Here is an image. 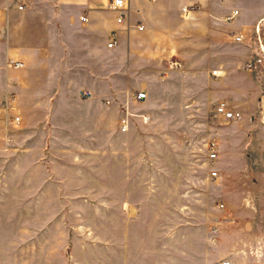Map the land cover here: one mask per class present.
<instances>
[{
    "label": "rangeland",
    "instance_id": "obj_1",
    "mask_svg": "<svg viewBox=\"0 0 264 264\" xmlns=\"http://www.w3.org/2000/svg\"><path fill=\"white\" fill-rule=\"evenodd\" d=\"M25 2H40L51 11L41 16L49 26L40 32L49 44V64L73 75L59 78L50 94L71 104H51L42 113L28 104L27 122L18 108L1 104L0 264L229 260L236 242L229 229L241 223L240 214L231 215L232 207L239 202L243 178L223 170L222 154L210 165L206 146L211 139L220 142L223 130L245 131L252 137V159L261 163L264 64L252 73L237 66L264 47V0L238 1L244 11L249 8L244 14L234 7L239 15L232 24L240 18L247 23L243 43L234 40L242 31L231 23L216 29L205 14L186 19L180 11L156 10L148 35L121 37L113 49L91 20L70 23L59 0ZM74 16L88 13L76 9ZM227 56L233 59L232 81L227 79L233 100L249 98L253 104L240 111L236 124L214 112L224 102L226 75L215 77L213 71H222L219 64ZM173 60L181 66L173 67ZM253 81L257 94L250 92ZM83 89L94 97L83 98ZM138 91L147 93L143 102L134 98ZM127 113L130 128L122 132ZM16 116L19 127L11 124ZM211 228L220 229L215 243L208 241Z\"/></svg>",
    "mask_w": 264,
    "mask_h": 264
},
{
    "label": "crops",
    "instance_id": "obj_2",
    "mask_svg": "<svg viewBox=\"0 0 264 264\" xmlns=\"http://www.w3.org/2000/svg\"><path fill=\"white\" fill-rule=\"evenodd\" d=\"M238 1L240 0H128V13L122 24L117 22V14L108 9L110 0H74L73 7L67 3L68 0H59V4L63 12L70 13L68 15L70 23H77L78 19L81 21V17L78 16L79 18L76 20L74 16L76 9L86 11L88 13L87 22L81 21L82 23H89L91 20L94 24V31L107 34L109 40L112 33L115 32L119 43L121 37L133 40L139 36L148 35L151 22L154 20L152 14L156 10L162 14L180 11L181 17L186 18L182 10L190 5H197L199 9L188 18L205 14L214 21L216 29L220 24L231 23L233 29L245 33L247 23L244 18L236 20L235 25L232 23L237 17L232 21L228 20L235 11L234 7L239 8L242 14L249 11V8L246 11L240 8L237 5ZM217 3H221V6ZM21 4L26 5L23 11L18 10ZM43 13L51 15V11L47 12L40 2L30 5L25 0H0V99L15 97L14 104H16V109L18 108L24 122L32 117L31 113L26 110L28 104H34L37 113H42L47 107L51 109V104H55V107L58 106L57 104H71L66 99L59 102L50 94V90L57 87L59 78L70 77L73 72L51 68L49 64L51 59L47 57L46 50V46L49 44L40 34L49 26L47 20L41 18ZM139 26H143L144 29L139 30ZM11 58L24 62L25 67L16 69L9 66L8 62ZM223 59V62L219 64L222 70L219 78L224 73L226 80L223 81L225 89L220 98L229 105L231 110L247 112L253 106L250 104V99L248 98L246 101L233 100L231 89L228 88V80L232 81L230 74L232 67L229 64L233 60L232 56ZM247 59L238 64L237 70L247 72L243 70V64ZM256 86L253 81V89H251L253 91H250L252 94H257L259 89H256ZM0 123L3 122L0 121ZM227 123L236 124L239 122ZM219 137L220 142H217L219 158L221 154L227 158L223 170L234 175L241 173L243 178L239 202L235 205L236 208L232 207L231 213L237 218H239L237 215L240 214L241 218L238 221L241 223L236 227L231 226L229 229L232 240H236V242L233 241L231 244L229 252L231 258L223 261H230L231 264H250V262L260 264L264 262V148H261L257 154L258 157H261L260 163V161L256 162L252 159L249 150L252 137L248 132L243 131L239 134L237 131L223 130L219 133ZM221 139H224L223 144ZM237 165H240V168ZM226 218L229 219L231 216L227 215ZM219 232L218 228L215 232L213 228L209 229L208 241L215 243L220 235ZM238 241L241 243L238 244Z\"/></svg>",
    "mask_w": 264,
    "mask_h": 264
},
{
    "label": "built area",
    "instance_id": "obj_3",
    "mask_svg": "<svg viewBox=\"0 0 264 264\" xmlns=\"http://www.w3.org/2000/svg\"><path fill=\"white\" fill-rule=\"evenodd\" d=\"M152 1H155V0H152ZM128 7H129L128 0H110V2L108 4V9L117 14V22L119 24H122L125 21V19L127 17V13H128ZM25 8H26V5L21 4L18 7V10L23 11V10H25ZM198 9H199V7L197 5H190V6L183 8L182 12H183L184 17L188 18V17H190V15L192 13H194ZM238 15H239V11L235 10L232 13V15L229 16L228 20L232 21ZM81 21L87 22V17L86 16L81 17ZM138 29L143 30L144 27L139 26ZM234 40L237 43H243L245 40V34L241 33L239 35H235ZM117 44H118L117 35L115 32H113L111 35V38L108 42V47L113 49L117 46ZM259 64H264V47L263 46L260 47V54H258L254 59L250 58L244 62L243 70L252 73L258 69ZM9 65L13 68H16V69H21V68L25 67L24 62H21L19 60L12 59V58L9 60ZM171 65L173 67L174 66L175 67L181 66L178 61H174V60L171 62ZM213 75L215 77H219L220 71L219 70L213 71ZM80 95L83 98H93V96H94L90 90H83V91H81ZM134 98L137 102H143L147 98V94L145 92H137L134 94ZM14 103H15V100L10 98L5 103L0 102V108L3 107V105L1 106V104H8L10 110H15L16 106L13 105ZM110 103H111L110 101L107 102V104H110ZM214 112H215L216 116L222 117L226 122H238L242 119V113L238 112V111L231 110L229 108V105L226 102H220L219 104H217L214 108ZM131 115H132L131 113H127L121 119L120 127H121L122 132H127L129 130V128H130V116ZM142 117L144 120H147L145 115H142ZM11 124L15 127H19L22 124V120L18 116L13 117V119L11 120ZM206 147H207L206 149H207L208 162L210 165H213L219 159L217 141L215 139L209 140ZM211 177L213 179H217L218 172L212 171ZM220 207L224 208V205H220ZM215 231H216V229H214V232ZM221 264H231V262L230 261H223V262H221Z\"/></svg>",
    "mask_w": 264,
    "mask_h": 264
}]
</instances>
